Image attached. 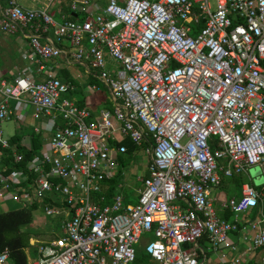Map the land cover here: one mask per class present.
I'll list each match as a JSON object with an SVG mask.
<instances>
[{
    "label": "built area",
    "instance_id": "2783aa9c",
    "mask_svg": "<svg viewBox=\"0 0 264 264\" xmlns=\"http://www.w3.org/2000/svg\"><path fill=\"white\" fill-rule=\"evenodd\" d=\"M5 2L0 32L27 39L32 66L0 76V210L36 204L33 221L57 219L61 229L36 244L30 264H132L146 238L158 264H205L209 253L229 252L238 264L264 248V185L220 200L233 221L212 196L222 178L254 165L264 173V0ZM62 62L79 66L86 103L64 97L77 87L53 71ZM104 89L110 106L93 108ZM28 109L53 128L37 149L2 129ZM140 154L144 172L131 186L125 162ZM126 186L135 203L125 201ZM235 231L250 241L236 255ZM0 264H10L7 247Z\"/></svg>",
    "mask_w": 264,
    "mask_h": 264
},
{
    "label": "crops",
    "instance_id": "0c3cea01",
    "mask_svg": "<svg viewBox=\"0 0 264 264\" xmlns=\"http://www.w3.org/2000/svg\"><path fill=\"white\" fill-rule=\"evenodd\" d=\"M0 3L2 6H4L6 4L5 0H2ZM27 43H28L27 39L21 40L19 35H6V34H3L0 32V76L1 77H3V78H9L10 76L14 77L16 75L17 71H20V70H23L25 68L32 66L31 61H29L28 58L24 57V55H23L25 50L29 52V48L27 46ZM71 77H72V75H70V74L66 75L65 74L64 79H62V80L74 82ZM76 77L79 78L78 73L76 74ZM35 78L37 80H41V75L35 74ZM83 85H84L83 81L81 83L82 88H80L76 85L77 89L71 93L72 95H70V97H73L76 100V102H79V103L82 102V104L86 103V100H87L86 99L87 94L85 92L86 90L84 89L85 86H83ZM76 93L77 94L80 93V97H77ZM87 96L91 97V94L87 95ZM100 99H101V97L99 96L91 104L93 108L97 109V104H98L97 101ZM11 103L13 104L14 102L12 101ZM82 104H80V105H82ZM102 104L106 105V102H101V105ZM98 108H101V107H98ZM23 124H24V122L20 121V126H23ZM47 124L48 123L46 122V118H41V119L35 121L34 125H32L33 128H29L28 126L20 127L21 129L19 130V132H15L14 134L19 133L18 134L19 136L20 135L21 136L22 135H28L30 137V140H31V133L30 132L34 131L35 133H38L42 138H44V137H47L50 135L49 134L50 130H49V127L47 126ZM35 126L40 127V131H38V132L35 131L34 130ZM14 134H11V135H14ZM31 144H32V140H31ZM245 172H248V170ZM232 176H230V177H232ZM230 177H225V178L221 179L220 186L217 187L212 192V196L214 198V205L218 210V215L225 220L233 221L235 218L234 212H232L229 208L221 207L220 206V200L225 199V198H223L224 196L227 198L225 200H228L230 198H239L241 195L242 187L245 184L251 185V186L255 187L256 189L261 190L263 185H264V181H262V180L259 181L258 185H252L249 183H243L240 186L236 185L235 183L231 184V185L228 184L224 189L225 192H222V190H220V187L223 186L225 184V182H227L229 180ZM125 188L131 189V187L126 186L123 188L125 201L130 202V203H135L136 201L134 202V199L132 197L133 192H131V190H129L128 194H127L124 191ZM14 205H16V204H14ZM262 211H264V206L262 208ZM257 214H258L257 208L251 209V211L249 212V216H252V217H255ZM227 215H228V217H227ZM33 220H34V214H33ZM33 220L28 227L21 228V231H23L25 229L30 231V236L28 237V246H26L24 248V250L27 254V264H30V261L32 259H34L37 255L36 244H38L39 242L40 243L48 242L51 239H54L56 236L60 235V234H56V225L59 224L57 219H56V221H54V219H39L36 222H34ZM60 231H61V229H60ZM43 232H44V234H45V232H49V234H51L53 237H51L50 239L38 238L39 235H41ZM243 235H244L243 233H241L239 231H235V232L231 233L229 236V239L232 242L238 244L237 252L234 255L240 254L241 251L246 249L247 246L250 244V241L243 240V238H242ZM249 235L250 234H248V236ZM147 239L148 238L143 240L142 243L140 244V246H138L137 257H136V260L132 264H138V261H139L138 252H140L141 250L144 251V243L147 241ZM31 240L34 241V244L31 243ZM32 248L35 249V255L30 254V251ZM144 254H145V257H144L145 263L144 264H158L156 261H154L149 256H147L145 251H144ZM230 255H232V254L229 252L227 254L226 258L219 260L218 256L216 254L209 253L205 264L206 263L207 264H213V263H215V264H229L230 258H231ZM263 257H264V248H260L255 252V255L253 258H242V261H240V263H238V264H264V262L262 261ZM10 264H13V261L11 258H10Z\"/></svg>",
    "mask_w": 264,
    "mask_h": 264
},
{
    "label": "rangeland",
    "instance_id": "374dc122",
    "mask_svg": "<svg viewBox=\"0 0 264 264\" xmlns=\"http://www.w3.org/2000/svg\"><path fill=\"white\" fill-rule=\"evenodd\" d=\"M62 6H66V4H62ZM53 71L55 72V74L60 79H64V75L65 74L66 75L67 74L72 75L71 78L73 79L75 84L78 87L82 88L81 83H82V81L84 82L85 80L82 79V78H77L76 77V74L81 72V70H79V66L78 65L67 64V63H63L62 62V64H60L58 67H54ZM87 95H90V93L87 92ZM64 97H70V94L69 93H65ZM77 97H80V93L77 94ZM100 97H101V99L97 101V103H98L97 104V108L103 106V104L101 105V102H106V105L105 104L104 105L105 106H110V103H111L110 102V95H109V92L107 90H105L104 94H102ZM27 112H28V114L26 116H24L22 118V121H21V122H24L23 126H20V122L15 120V119H9L7 121H4L2 123V129H3L4 133L6 135L14 134L15 132H19V130L21 129L20 127H24V126H28L29 128H33L32 125H34L35 121H37L38 119H35L32 116V114H31L32 113V109H28ZM47 126L49 127V130L52 132V129H53L51 127L52 125L48 123ZM145 160H146L145 157H143L140 154L135 159L130 158L129 160H127L125 162L126 166H129L130 168H132V170L128 173V175H129L128 179H126V182L128 184H130L131 186L139 185V183L135 181V176L137 174H141V172L142 173L144 172V165L146 163ZM261 180L264 181V173H263L262 167L259 166V165H254V166H251L248 169V172H242V173H239V174H234L232 177L229 178V180L227 182H225V184L223 186L220 187V190H222V192H225L224 191L225 187L228 184L231 185V184H234V183L236 185H238V186H240L243 183H249V184H252V185H258L259 184L258 182L261 181ZM132 188L130 190H131V192H133L132 197H133L134 202H135L136 199H137V195L135 194V192H134V190ZM223 198L227 199L225 196ZM14 204L15 203L10 202V203L5 205V208L8 209V208L12 207ZM0 211L2 212L3 208H1ZM54 221H56V219H54ZM56 234H61L60 225L59 224L56 225ZM51 237H53V236L51 234H49V232H45V234L43 232L41 235H39L38 238H40V239H50ZM144 257H145V254H144L143 250L138 252V259H139L138 264H144L145 263Z\"/></svg>",
    "mask_w": 264,
    "mask_h": 264
},
{
    "label": "trees",
    "instance_id": "16d2710c",
    "mask_svg": "<svg viewBox=\"0 0 264 264\" xmlns=\"http://www.w3.org/2000/svg\"><path fill=\"white\" fill-rule=\"evenodd\" d=\"M77 103L82 104V102ZM30 133L33 149L40 148L42 145L41 136L34 131ZM19 138V135L13 136L12 141H18ZM123 143L127 146L129 153L134 150L135 146L128 137L123 140ZM20 150L24 152L25 149L21 148ZM32 155L33 151L25 152L26 159L31 158ZM121 178V174H118L110 180V187L106 192L107 202H110L114 193L118 192L116 184L121 181ZM129 190V188L124 189L127 194ZM34 208H36V204L33 206L16 204L8 208L7 211L0 212V251L5 247L9 248L13 264H27V254L24 248L28 246L30 231L27 229L21 231V228H26L31 224ZM30 254L35 255L34 248L31 249Z\"/></svg>",
    "mask_w": 264,
    "mask_h": 264
}]
</instances>
